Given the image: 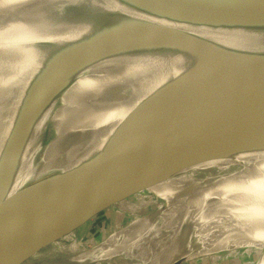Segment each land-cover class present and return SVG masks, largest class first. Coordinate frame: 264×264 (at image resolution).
Listing matches in <instances>:
<instances>
[{
  "label": "water",
  "instance_id": "1",
  "mask_svg": "<svg viewBox=\"0 0 264 264\" xmlns=\"http://www.w3.org/2000/svg\"><path fill=\"white\" fill-rule=\"evenodd\" d=\"M130 1L178 23L264 30V0ZM95 5L87 1L75 5L73 24L85 30L115 25L124 33L103 49L105 37L88 34L60 47L54 44L27 80L19 116L0 144V264L24 263L111 206L187 167L264 150V54H243L174 26L112 17ZM134 35L195 52L199 58L170 86L137 102L99 151L10 193L30 121L53 99L52 92L40 93L72 68L75 59L116 52L125 48L126 37ZM8 67L5 61L0 74ZM24 75L20 70L16 79ZM223 75L228 77L225 81ZM27 105L30 112L22 116Z\"/></svg>",
  "mask_w": 264,
  "mask_h": 264
},
{
  "label": "bare ground",
  "instance_id": "2",
  "mask_svg": "<svg viewBox=\"0 0 264 264\" xmlns=\"http://www.w3.org/2000/svg\"><path fill=\"white\" fill-rule=\"evenodd\" d=\"M85 1L101 6L112 17L174 26L243 54H264V30L178 23L138 8L130 0H16L4 10L0 2V68L5 61L9 64L5 74H0V144L19 116L27 80L54 44L60 47L88 34L105 37V41L101 38L103 49L124 33L115 25L85 30L73 24L75 5ZM125 39V48L116 52L75 59L72 68L40 93L52 92L53 99L38 108L30 121L10 193L99 151L137 102L170 86L199 58L195 52L160 46L158 39L138 35ZM33 52L40 56L36 58ZM20 70L25 74L23 82L16 79ZM227 78L223 75L221 80ZM30 108L27 105L22 116ZM238 155L254 163L235 173L223 170L206 178L187 175L208 199L178 218L152 223L143 232L132 227L127 242L117 239L95 250H78L56 241L22 264H104L118 257L127 264H171L202 255L206 250H197L219 245L264 222V150Z\"/></svg>",
  "mask_w": 264,
  "mask_h": 264
},
{
  "label": "rangeland",
  "instance_id": "3",
  "mask_svg": "<svg viewBox=\"0 0 264 264\" xmlns=\"http://www.w3.org/2000/svg\"><path fill=\"white\" fill-rule=\"evenodd\" d=\"M15 1L0 2L4 10ZM253 163V159L236 154L229 158L210 160L187 167L169 179L145 189L143 193L111 206L58 241L78 250L100 249L117 239L127 242L132 237V234L127 233L130 228L138 227V231L143 232L152 223L164 224L199 207L208 199V194L198 189L187 175L206 178L223 170L235 173ZM129 208L132 211H129ZM126 211L130 213H125ZM134 217L136 219L133 220ZM227 241L211 248L197 250L206 251L202 255L183 259L179 264H264V222ZM125 263L128 262L118 257L104 264Z\"/></svg>",
  "mask_w": 264,
  "mask_h": 264
},
{
  "label": "crops",
  "instance_id": "4",
  "mask_svg": "<svg viewBox=\"0 0 264 264\" xmlns=\"http://www.w3.org/2000/svg\"><path fill=\"white\" fill-rule=\"evenodd\" d=\"M124 201H125V200H124ZM121 202H123V201H121ZM138 208H139V207H138ZM129 211H132L131 208H129ZM129 211H126L125 213H130ZM137 218H139V217H137ZM134 219H136V218L134 217L133 220H134ZM217 251H218V250H217Z\"/></svg>",
  "mask_w": 264,
  "mask_h": 264
}]
</instances>
